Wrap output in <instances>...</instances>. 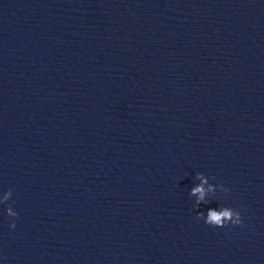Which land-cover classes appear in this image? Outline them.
<instances>
[{"label":"clouds","instance_id":"9594fccd","mask_svg":"<svg viewBox=\"0 0 264 264\" xmlns=\"http://www.w3.org/2000/svg\"><path fill=\"white\" fill-rule=\"evenodd\" d=\"M196 180L200 183L193 186L189 192L191 197H195L194 206L199 207L201 204L207 205L209 203L208 197L211 195H215L217 191V187L220 188L223 192H228L229 189L224 188L223 185H213L209 183L208 177L204 173H197ZM12 196L11 190L6 192L0 200V203L7 202ZM7 215L10 217H17L18 213L15 212L11 206L7 208ZM197 219L204 220L205 224L214 227V228H224L229 225L232 226H241L243 224L241 212L239 210H235L231 207L222 206L220 208H209L206 212H199L197 214ZM11 228H15L16 224L13 220L12 224L10 225Z\"/></svg>","mask_w":264,"mask_h":264}]
</instances>
